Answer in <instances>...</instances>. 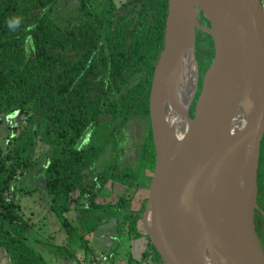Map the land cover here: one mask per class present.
I'll use <instances>...</instances> for the list:
<instances>
[{
  "label": "trees",
  "instance_id": "trees-1",
  "mask_svg": "<svg viewBox=\"0 0 264 264\" xmlns=\"http://www.w3.org/2000/svg\"><path fill=\"white\" fill-rule=\"evenodd\" d=\"M60 2L0 0V119L6 117L13 125L5 150L0 149V248L10 264H48L36 245L69 253L67 258L77 262L74 245L85 255L91 252L89 241L103 218L97 212L112 210L120 217L119 237L122 232L131 239L144 236L139 227L146 199L94 202L95 183L104 189L111 182L127 193L138 185L128 163L119 169L115 140L107 166L94 178L88 171L121 128L149 117L150 84L162 50L167 0H133L129 9L117 8L112 0H104L102 6L80 0L77 12L65 15ZM211 44L208 67L213 60ZM100 126L107 127L104 140L92 144L89 135L86 143L85 134ZM37 143L48 149L42 165L44 188L50 211L66 234L64 246L34 238L16 191L6 200L12 183L30 164ZM137 149V161L153 168L150 132ZM123 204L129 206L127 215L120 211ZM71 212L79 214L80 225L68 221ZM149 260L160 263L148 243L140 262L128 259L126 264Z\"/></svg>",
  "mask_w": 264,
  "mask_h": 264
},
{
  "label": "water",
  "instance_id": "water-1",
  "mask_svg": "<svg viewBox=\"0 0 264 264\" xmlns=\"http://www.w3.org/2000/svg\"><path fill=\"white\" fill-rule=\"evenodd\" d=\"M196 31L210 36L213 60L194 100ZM148 112L155 156L141 226L160 263L264 264L253 221L264 133L261 1L167 0ZM199 151L212 155L210 172Z\"/></svg>",
  "mask_w": 264,
  "mask_h": 264
},
{
  "label": "rangeland",
  "instance_id": "rangeland-1",
  "mask_svg": "<svg viewBox=\"0 0 264 264\" xmlns=\"http://www.w3.org/2000/svg\"><path fill=\"white\" fill-rule=\"evenodd\" d=\"M96 6H102L104 4V0H92ZM264 2V0H260ZM116 7H121L125 5L128 0H113ZM79 4V0H62L60 2V8L61 10H64L63 13L67 14L70 10H74L77 8ZM204 20V19H203ZM205 21V20H204ZM206 22V21H205ZM196 36V35H195ZM208 38V39H206ZM210 39V40H209ZM209 40V41H208ZM199 41H205L207 45V49H205L202 45H198ZM210 41L211 38L209 35L203 33H198L197 37L195 39V59L198 65V89H197V95L201 88V80L203 75L205 74L208 65L210 62V53L208 55V49L210 51ZM206 50V52L203 53V51ZM208 63V65H207ZM203 73V75H202ZM200 76V77H199ZM11 121H9L6 117H3L0 119V149L3 151L6 148V139L10 137L11 134V128L12 127ZM132 131V132H131ZM107 133V127L100 126L97 128V130H94L91 134L90 132H87L85 134L84 140H86V143L89 139V135L91 137L90 143H98L102 140H104L103 136H105ZM135 134L136 132L131 130H128L124 137H125V144H124V154L125 157H132L136 155V144H135ZM261 137L259 141V149L262 144ZM113 139H110V144L108 143L105 147L104 152L101 154L100 159L98 162L93 165L89 171L88 176L94 178L98 173H100L104 167L107 166L109 163L108 152L112 149L111 143ZM114 144V143H113ZM115 147V145H114ZM121 145L118 147L119 152L121 151ZM48 156V149L43 146L40 143H37L35 147V152L33 155V158L28 165V167L24 170L21 176L17 177L15 181L11 185V189L9 191V197L11 198L12 193L14 191L17 192L16 194V200L21 208V214L22 216L29 221V223L33 226L34 230V238L37 240H40V242L48 245L53 246H59V245H65L66 240V234L62 230L61 224L59 223L57 217L50 211V198L45 192L44 188V181H43V163L47 159ZM133 163V169L136 173V176L138 178V185H135V187L130 191L126 192L122 186L114 184V183H107L105 188H101L97 183L93 185L92 192L94 197V202L98 204H102L103 202L107 203H114L119 200L121 197H125L126 199L133 200L134 202H142L144 199L147 198L148 195V189L150 185V180L152 178L153 168L149 167L148 165L142 163V162H132ZM258 164V163H257ZM264 186V184H262ZM126 192V193H125ZM11 195V196H10ZM136 202V203H137ZM86 203H89L88 201L84 202V205ZM86 206V205H85ZM121 213L127 215L129 214V206L128 204H123L120 208ZM114 211L109 210L108 212H97V214H100L103 218L109 219L107 224L103 225L107 227V237L110 236V239H107V251L103 250V246H105V242L101 237H96V239H93V242L90 245V250L93 251V254L89 253L88 258H92L94 256H103L105 261L109 263L108 257L112 256L114 253H116L118 259V263L125 264L124 261L126 256L123 254V243L130 242L128 235L125 232H122V236L119 237L116 229H112L109 231V228H114L115 223L117 224V215L113 213ZM66 218L68 221L73 222L71 223L75 226L80 225L79 222V214L76 212H73L71 214L66 215ZM117 218V219H116ZM78 220V221H77ZM78 222V223H77ZM88 226H91V222H87ZM86 225V228H87ZM104 227V229H106ZM102 229V227L100 228ZM81 231V230H80ZM139 231H142V226L139 227ZM143 238V237H142ZM133 239V238H132ZM39 247L41 249H39ZM44 246H36L34 247L35 250L39 249V252L41 255L43 254V257L47 259V263L49 264H73L74 261L72 260H64L65 254L63 251H57L54 250L52 255H55L58 253V256H60L61 261H58L56 259H52L51 256H48L46 254ZM101 247V248H100ZM100 248V251H99ZM102 249V250H101ZM106 249V248H105ZM78 253H82V250L79 249ZM51 254V253H50ZM118 255H121V258H119ZM64 257V258H63ZM107 257V259H106ZM124 258V260H123ZM78 260V258H76ZM122 259V261H121ZM122 262V263H121ZM0 264H10L9 260L6 256V253L4 250L0 248ZM146 264V263H145Z\"/></svg>",
  "mask_w": 264,
  "mask_h": 264
},
{
  "label": "flooded vegetation",
  "instance_id": "flooded-vegetation-1",
  "mask_svg": "<svg viewBox=\"0 0 264 264\" xmlns=\"http://www.w3.org/2000/svg\"><path fill=\"white\" fill-rule=\"evenodd\" d=\"M62 1V0H61ZM80 2V0H79ZM113 2V0H112ZM133 0H128V2L125 4L127 6L126 9H129L128 7H131V4ZM114 3V2H113ZM60 6V5H59ZM79 6V4H78ZM77 6V8H78ZM116 6V5H115ZM124 6V5H123ZM77 8L74 10H70L68 13L72 12H77ZM120 8V7H117ZM61 10V8H60ZM62 12L64 10H61ZM64 14V13H63ZM65 15V14H64ZM200 25L203 27H209L208 23L205 22L203 19L200 20ZM195 35H197V32H195ZM197 36H195L196 39ZM198 45H202L205 49H207V45L205 41H199ZM196 48V47H195ZM209 50V49H208ZM206 52V50L203 51V53ZM133 130L136 132L135 134V144H136V155L132 157H125L124 154V144H125V133L128 130ZM132 132V131H131ZM150 131V126H149V117L146 120V122L142 123H130L128 127H124L120 129V132L113 138L111 137L110 139L115 140L114 145L118 149V147L121 145V151L120 153V162H119V169L122 168L123 164L128 163L130 165V168L134 171L133 169V163L132 162H138L137 161V147L142 144V142L148 137ZM115 148L112 147V149L108 152V156L111 157L113 154ZM110 159V158H109ZM154 166V165H153ZM135 172V171H134ZM264 138L262 139V144L259 149V158H258V164H257V173H256V187H257V192H256V208L254 211V216H253V221H254V227L255 231L257 234V237L259 239V242L263 248L264 252Z\"/></svg>",
  "mask_w": 264,
  "mask_h": 264
},
{
  "label": "crops",
  "instance_id": "crops-1",
  "mask_svg": "<svg viewBox=\"0 0 264 264\" xmlns=\"http://www.w3.org/2000/svg\"><path fill=\"white\" fill-rule=\"evenodd\" d=\"M71 213H73V212H71ZM71 213H69V214H71ZM96 215H98V214H96ZM117 218H118L117 224L115 223L114 228H112V227L109 228V231L112 230V229H116V232L118 234V230L117 229H118V225L120 223V217L117 216ZM109 219L102 218V220L99 223L97 229L94 231L93 235L91 236V239H90L89 244H88L89 250L91 249L90 248V245L93 242V239H96V237H101L105 243H106L107 239H110V236L107 237V233H108L107 232V230H108L107 227H109V226H107V227L103 226V225L107 224V222H108ZM74 221H76V220H74ZM74 221L71 222V223H74ZM101 227H102V229H100ZM104 227L106 229H104ZM118 236H119V234H118ZM128 240H130V242H128V243L126 242V245H125V243H123L124 248L122 249L123 250V253L121 254L122 256H123V254H125V256H126V258H125L126 261H124V263L126 264V262H127L128 259H131V260H133L135 262H140L141 261V256H142L143 252H145L146 247H147V244H148L147 239L144 236H141V237H139L137 239H131V238H129ZM36 246H34V247H36ZM38 246H40V245H38ZM59 246H64V245H59ZM43 248H45V251L44 252H46V254L48 256H51L52 259L54 258V259H56L58 261H61V258H60V256H58V253L55 254V255H52V253L54 252L55 249L50 248L47 245H46V247H43ZM100 248H99V251H100ZM39 249H41V248L39 247ZM39 249H37L38 252H39ZM78 250H79L78 246L77 245H74L73 251H75V256H76V258H78V261H81V260H84L85 261L86 259H88L89 254L88 255H85V253H84V251L82 249H81L82 250V253H78ZM103 250L104 251H107V243L105 244V246H103ZM90 251H91L90 254H93V251L92 250H90ZM64 254L66 255L65 256V259H64L65 261L66 260H71V259H68L67 258V255L69 253L68 254L67 253H64ZM121 255H118L119 258H121ZM42 256H43V254H42ZM43 258L46 260V262H48L47 259L45 258V256ZM106 259H107V257H106ZM118 260H120V259H118L116 253H114L112 256L108 257L109 263L120 264V263H118V262H120ZM123 260H124V258H123ZM121 261H122V259H121ZM142 264H145V263H142ZM146 264H158V263L149 260Z\"/></svg>",
  "mask_w": 264,
  "mask_h": 264
},
{
  "label": "bare ground",
  "instance_id": "bare-ground-1",
  "mask_svg": "<svg viewBox=\"0 0 264 264\" xmlns=\"http://www.w3.org/2000/svg\"><path fill=\"white\" fill-rule=\"evenodd\" d=\"M201 23V22H200ZM197 32V31H196ZM199 33V32H198ZM197 36V35H196ZM206 39H208V38H206ZM210 40V39H209ZM208 40V41H209ZM211 44V43H210ZM211 46H212V44H211ZM213 48V47H212ZM213 56V55H212ZM209 63V62H208ZM208 63H207V65H208ZM208 67V66H207ZM202 75H203V73H202ZM200 77V76H199ZM206 156H207V162H206ZM194 158H197V160H199L200 162H202V163H205L206 162V164H205V168L207 169V171L208 172H210L212 169H213V167H214V163H213V157H212V155L210 154V153H205L204 151H199L195 156H194ZM182 201H181V207L179 208V210L180 211H185L186 210V208H188V206H189V199H188V197L186 196V195H182Z\"/></svg>",
  "mask_w": 264,
  "mask_h": 264
},
{
  "label": "built area",
  "instance_id": "built-area-1",
  "mask_svg": "<svg viewBox=\"0 0 264 264\" xmlns=\"http://www.w3.org/2000/svg\"><path fill=\"white\" fill-rule=\"evenodd\" d=\"M261 13L263 15L264 18V2H261ZM6 200L8 201L10 199V197L7 195L6 196ZM87 207L89 205V203L85 204ZM73 264H108L107 261H105L103 256H94L92 258H88L85 261L81 260V261H77V262H73ZM161 264V263H158Z\"/></svg>",
  "mask_w": 264,
  "mask_h": 264
}]
</instances>
